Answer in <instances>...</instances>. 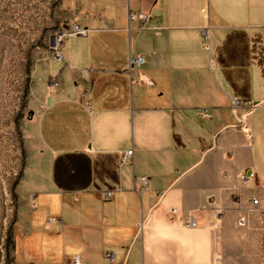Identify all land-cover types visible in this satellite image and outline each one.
<instances>
[{
  "label": "crops",
  "instance_id": "0c3cea01",
  "mask_svg": "<svg viewBox=\"0 0 264 264\" xmlns=\"http://www.w3.org/2000/svg\"><path fill=\"white\" fill-rule=\"evenodd\" d=\"M2 2L8 15L28 5ZM33 3L86 35L64 38L26 125L12 264H263L264 220L250 200L264 203V0ZM41 201L51 215L25 213ZM48 217L61 226L45 229ZM189 217L195 228L182 226Z\"/></svg>",
  "mask_w": 264,
  "mask_h": 264
},
{
  "label": "rangeland",
  "instance_id": "374dc122",
  "mask_svg": "<svg viewBox=\"0 0 264 264\" xmlns=\"http://www.w3.org/2000/svg\"><path fill=\"white\" fill-rule=\"evenodd\" d=\"M26 3L24 15L17 16L15 11L8 15L6 4L0 0V242L3 240L5 244V256L0 264H12L17 192L25 182V171L30 168L26 136L28 112L39 109L36 95L41 92L49 71L45 68L51 60L57 62L51 40L69 30L64 28L63 17H48L33 0ZM21 191L23 196L29 193V189ZM40 203L46 205L25 213L40 219L51 215L52 212L44 211L49 203ZM16 244L17 250L23 246L20 239Z\"/></svg>",
  "mask_w": 264,
  "mask_h": 264
},
{
  "label": "built area",
  "instance_id": "2783aa9c",
  "mask_svg": "<svg viewBox=\"0 0 264 264\" xmlns=\"http://www.w3.org/2000/svg\"><path fill=\"white\" fill-rule=\"evenodd\" d=\"M145 16L141 13H130L128 15V20L130 22H140V21H144L145 20ZM202 34L204 36H206V31L204 30L202 32ZM86 35V29H83L77 25H72L69 30L67 32H63L61 34H59L58 36H56L53 40V42L51 43V47L53 48L54 52H55V60L56 61H62L63 60V55L60 52V48L63 45L64 42V38L67 36H72V37H82ZM143 64V59L141 57H137V58H131L129 59V66H141ZM60 85V78L59 75L57 76H52L48 78V81L46 83V90L47 91H55L56 89H58ZM232 111L234 112V114L236 113V111H239L241 109V104L239 102V100H233L232 102ZM249 113L250 111H246L244 110V112L239 113V117H238V121L241 125V127L243 129H245L246 131H248V117H249ZM200 118L201 119H210L211 118V114L208 113L207 111H202L200 113ZM131 151H128L124 158H123V162H126L130 159L131 157ZM253 173H248V174H243L240 178V181L242 183L248 182L250 180H253ZM140 182H144V178H140ZM260 187L264 188V182L260 183ZM108 195V194H107ZM31 204L33 207H35L36 205V198L33 196L31 197ZM250 204H251V211L254 212L255 214L258 215V217L261 220H264V203H261L260 200L258 198H251L250 200ZM245 224V219L244 218H240L239 219V225L243 226ZM45 229H51L54 226L60 227L61 226V222L59 219L55 218V217H48L45 220L44 223ZM182 226L184 228H195L197 226L196 222L193 220L192 217H189L188 219H186L185 221L182 222ZM5 256V244L3 242V240L0 242V259L3 260ZM106 258L109 261H112L113 257L111 256V254H106ZM75 262H77V260H75Z\"/></svg>",
  "mask_w": 264,
  "mask_h": 264
},
{
  "label": "water",
  "instance_id": "95a60500",
  "mask_svg": "<svg viewBox=\"0 0 264 264\" xmlns=\"http://www.w3.org/2000/svg\"><path fill=\"white\" fill-rule=\"evenodd\" d=\"M53 40H54V38H52L51 41L53 42ZM52 42H51V43H52ZM33 115H34V112H33V111H29V112H28V120H31L32 117H33Z\"/></svg>",
  "mask_w": 264,
  "mask_h": 264
}]
</instances>
